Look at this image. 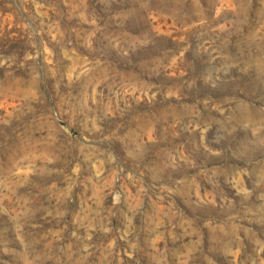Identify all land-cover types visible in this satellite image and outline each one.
Wrapping results in <instances>:
<instances>
[{
    "label": "rangeland",
    "instance_id": "obj_1",
    "mask_svg": "<svg viewBox=\"0 0 264 264\" xmlns=\"http://www.w3.org/2000/svg\"><path fill=\"white\" fill-rule=\"evenodd\" d=\"M0 264H264V0H0Z\"/></svg>",
    "mask_w": 264,
    "mask_h": 264
}]
</instances>
